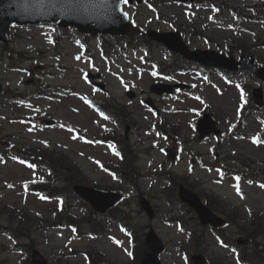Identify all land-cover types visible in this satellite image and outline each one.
Segmentation results:
<instances>
[{"label":"rangeland","instance_id":"1","mask_svg":"<svg viewBox=\"0 0 264 264\" xmlns=\"http://www.w3.org/2000/svg\"><path fill=\"white\" fill-rule=\"evenodd\" d=\"M149 1L127 7L138 25L145 29L169 30L173 29L172 24H177L186 30V37L192 39L190 45L193 48H214L220 51L227 43H233L232 45L235 46L238 40L243 38L249 43L251 52L264 57V46H253L254 38L260 36L264 40V0H192L190 2L187 0L186 3L174 0L164 5L157 4L156 7L162 14L160 17H157V11ZM194 29L200 35L194 36ZM11 32L10 41L6 44L0 43V85L2 86L0 94L12 91L26 92L38 88L50 94L46 98L27 100L24 104H8L0 107V145L29 152L26 145L33 150L49 142L51 148L62 151L79 165L91 185L97 183L105 187H121L127 197L123 204L118 205L119 209L114 214L122 215L132 225L151 224L165 243V250L160 255L162 264H186L178 248L187 240L188 233L181 231L176 223L169 222L171 218L187 220L186 226L189 231L203 232L205 242L201 243V248L206 249L210 258L217 254L221 256L216 264H238L235 254L218 244L210 227L197 226L192 218L194 213L184 212L180 203L167 201L162 188L168 183L164 176L159 174L167 169H171L175 174L190 173L202 184V186L197 184V189L203 187L211 190L227 203L237 205L240 217H236L235 225L224 229L225 234L235 240L242 236L237 233L238 226L244 222L250 223L251 211H260L264 216V190L252 186L250 182H243L241 189L245 194H237L233 184L234 179L229 175V168L226 165L236 167L237 164L225 161L226 149H234L254 160L252 165L255 167H260L264 163V146L254 145L249 139L251 135L262 132L261 123L254 116H247L245 121H237L241 96L232 85L213 70L202 75L194 74V77L174 76V79L195 84L191 93L179 94L180 100L158 98L160 106L164 109L161 114L172 122L182 125L176 133V142L184 140L186 149L180 151L171 141V137L169 141L156 136L154 131L150 130L152 116L140 102V99L145 98V93H148L151 81L159 80L158 77L152 79L153 68L161 62L172 60L171 54L165 52L162 47L151 48V56L146 61L144 58L136 59L140 53L135 54L133 50L129 53L123 46L114 47V50L117 49V54L113 53L114 50L111 51L108 59L100 53L98 39L79 36L73 28L55 30L54 27L47 25H27L14 26ZM62 32H65L68 38L59 39ZM54 38H57V43L53 42ZM107 39L111 44L115 42L117 45L125 44L115 38ZM76 40H87L90 53L87 54L85 45L78 44ZM141 53L143 54L142 51ZM16 65L18 69L15 68ZM142 66H145L143 70ZM95 69L103 73V80L110 90L109 94L117 101L121 103L128 101L124 96L125 87H130L136 92V99L130 107L138 128H131L128 135L131 143L138 148L140 156L138 190L132 188L130 182L113 180L98 166L97 160L117 163V158L110 153L107 145L88 144L83 139L74 138L77 132H84L89 136L104 132L103 126L108 124L114 126L113 122L103 119L83 101L84 97L95 96L104 99L106 96L95 91L84 78L86 70ZM30 78H34V81L28 82ZM237 78L253 86L259 85L257 79L251 76H237ZM260 86L264 89V83ZM174 104L181 105L184 110L174 111L173 107H168ZM206 105L209 106V111L220 119L218 124L224 137L229 139V134L240 133L242 135L240 139L231 145L227 144V141L224 143L223 139L219 143L214 136L197 140V134L190 127ZM260 111V117L264 122V110ZM44 119H53L55 124L44 125ZM152 143L157 147L151 148ZM146 149H149V152ZM198 157L206 162L207 167L199 164ZM191 169L193 170L190 171ZM222 170L227 171L226 176H223ZM133 175L130 174V177ZM35 177L34 171L21 163L13 161L0 163V228L5 223L6 213L13 212L14 215H18L20 210L30 215L35 221L34 225L58 220L59 216H55V211L59 200L55 198L44 200L38 193L28 190V184L23 185L24 181ZM140 191L151 201L157 212L151 221L142 212H138L137 195ZM79 201H81L79 197L66 196L65 204L70 205L68 215L62 221L63 224L42 228L43 230L36 229L34 242L29 241L32 235L22 233L16 224L12 227L16 240L0 230V264L23 262L28 257V249L21 244L26 242L29 245L36 244L40 252L48 258L49 264H85L80 254L67 256L70 247L76 251L75 253L87 251L88 248L97 249L114 264H127L128 257L121 249L125 250V245L128 248L129 240L118 220L100 214L96 217L91 216L90 222L100 221L104 228L95 239L90 240L88 238L90 227L77 220L82 214L89 216L81 208ZM128 202L129 205L126 204ZM228 209H220L216 212L226 217L231 212ZM54 217L57 219H53ZM75 225L80 226L82 233L78 237L74 231ZM246 244L240 246L247 249ZM188 250L191 252V249Z\"/></svg>","mask_w":264,"mask_h":264},{"label":"water","instance_id":"2","mask_svg":"<svg viewBox=\"0 0 264 264\" xmlns=\"http://www.w3.org/2000/svg\"><path fill=\"white\" fill-rule=\"evenodd\" d=\"M59 26H68L69 24L77 26L80 32H102L111 34H130L133 35L138 30L132 27L121 11L120 0H1L0 10V33L4 39L8 36L9 24L16 22L23 24L27 22L39 23L43 21H56ZM94 23V25H91ZM150 36L165 42L170 48L176 52H180L186 57L197 58L200 61L215 62L222 58L221 55L209 54L205 57H194L188 53L187 48L180 42L179 35L175 36H156L149 33ZM232 61L231 59L228 60ZM239 68H254L251 59L241 58L235 63ZM256 68V66H255ZM255 99L261 100L259 91L255 92ZM205 116L203 121H207ZM75 191L84 199L92 203V205L101 211L108 206L114 204L120 197L116 193L97 192L88 187L75 186ZM106 197L105 200L103 198ZM180 197L182 200L191 204L198 212L202 223L221 224L222 221L214 217V215L204 207L200 200L194 194L183 188L180 189ZM142 206L147 210L150 216H153L149 204L146 201L141 202ZM163 245L151 231L147 234L146 245L142 256L141 264H159L157 254L162 250ZM31 264H45L36 255Z\"/></svg>","mask_w":264,"mask_h":264},{"label":"trees","instance_id":"3","mask_svg":"<svg viewBox=\"0 0 264 264\" xmlns=\"http://www.w3.org/2000/svg\"><path fill=\"white\" fill-rule=\"evenodd\" d=\"M49 159H50L48 162L49 168L47 169H49L51 176L49 175L50 177L48 176L47 178H50L53 181H56L57 179L63 180V182L66 183V187L72 185L73 183H87V178L84 175H82L79 169L77 168V166L71 161H69L67 158L60 157L59 158L61 160L60 161L59 159H57V157L50 156ZM47 182L40 184L39 186H37V188L41 190H45V189L48 190L47 187L50 186L51 189L52 188L51 184H48ZM52 190L55 191V189L53 188ZM208 202L211 203V200H209ZM28 218H29L28 215L22 211L18 217H13L12 214H10L8 225L11 226L13 221L16 220L17 225L19 227H23L24 225L23 221L28 220Z\"/></svg>","mask_w":264,"mask_h":264},{"label":"snow or ice","instance_id":"4","mask_svg":"<svg viewBox=\"0 0 264 264\" xmlns=\"http://www.w3.org/2000/svg\"><path fill=\"white\" fill-rule=\"evenodd\" d=\"M120 2H121V3H127V0H120ZM77 58H79V57H77ZM242 98H243V97H242ZM105 119H107V117H105ZM254 142L259 143V142H261V141H260V140H256V139H254ZM235 179H236V180H239L240 178H239V177H236ZM9 187H11V185H9ZM262 187H264V185H262ZM236 191H237V194H240V191H239V187H238V186H236ZM42 198H43V197H42ZM128 255L131 256V253L129 252Z\"/></svg>","mask_w":264,"mask_h":264}]
</instances>
